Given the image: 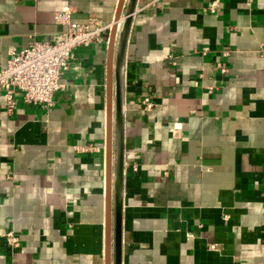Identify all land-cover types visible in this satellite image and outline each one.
<instances>
[{"label":"crops","instance_id":"obj_1","mask_svg":"<svg viewBox=\"0 0 264 264\" xmlns=\"http://www.w3.org/2000/svg\"><path fill=\"white\" fill-rule=\"evenodd\" d=\"M212 1L136 2L120 264H264V0H220L210 14ZM118 3L0 0V68L11 49L65 31L56 12L112 24ZM107 52L105 40L75 49L49 110L16 93L7 114L0 93V264H113ZM7 230L19 238L14 252Z\"/></svg>","mask_w":264,"mask_h":264},{"label":"built area","instance_id":"obj_2","mask_svg":"<svg viewBox=\"0 0 264 264\" xmlns=\"http://www.w3.org/2000/svg\"><path fill=\"white\" fill-rule=\"evenodd\" d=\"M244 1L247 4L252 2ZM219 5L220 0H213L206 10L215 14ZM53 18L55 24L65 27V31L51 35L46 41L32 39L20 50L11 49L5 65L0 68V93L7 114L16 107V93L26 104L38 105L44 110L52 108L53 95L60 88L61 77L70 67L73 51L104 40L107 42L113 25L99 20L74 23L66 8L56 12ZM220 70L225 72L223 68ZM142 105L144 111L152 108L148 102H142ZM89 149L80 148L82 151ZM1 237L11 252L19 247V238L13 231L7 230Z\"/></svg>","mask_w":264,"mask_h":264},{"label":"water","instance_id":"obj_3","mask_svg":"<svg viewBox=\"0 0 264 264\" xmlns=\"http://www.w3.org/2000/svg\"><path fill=\"white\" fill-rule=\"evenodd\" d=\"M137 0H119L116 16L108 35L106 102V185H113V264L121 262V210L124 132V57L132 15ZM123 12V16H121ZM106 245L110 244V191L106 201Z\"/></svg>","mask_w":264,"mask_h":264}]
</instances>
